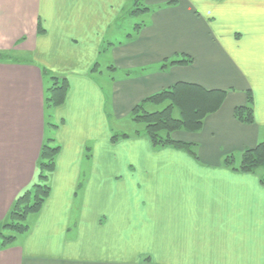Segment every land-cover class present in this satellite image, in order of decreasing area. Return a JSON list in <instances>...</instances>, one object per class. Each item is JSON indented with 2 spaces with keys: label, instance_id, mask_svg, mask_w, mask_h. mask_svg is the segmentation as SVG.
I'll return each instance as SVG.
<instances>
[{
  "label": "crops",
  "instance_id": "0c3cea01",
  "mask_svg": "<svg viewBox=\"0 0 264 264\" xmlns=\"http://www.w3.org/2000/svg\"><path fill=\"white\" fill-rule=\"evenodd\" d=\"M150 6L122 35L131 0H0V264H264L262 173L223 165L264 142V0ZM55 77L67 92L47 109ZM179 83L225 93L199 132L172 134L195 158L113 135ZM245 106L251 123L234 117ZM45 143L59 148L49 196L14 234Z\"/></svg>",
  "mask_w": 264,
  "mask_h": 264
},
{
  "label": "trees",
  "instance_id": "16d2710c",
  "mask_svg": "<svg viewBox=\"0 0 264 264\" xmlns=\"http://www.w3.org/2000/svg\"><path fill=\"white\" fill-rule=\"evenodd\" d=\"M134 7L135 3L131 4L129 15L138 13V11L133 13ZM137 10L141 11V9ZM145 11L143 10L144 13ZM38 31H42L40 27ZM8 60V57L0 54V61ZM186 62H174V64L184 65ZM53 81L52 87L47 90V95L45 96L47 109L60 106L64 102L67 92L66 79L55 77ZM224 95L225 93L223 91L209 92L194 85L179 83L173 88L164 90V92L155 94L146 99V101H143L144 103L133 110L132 115H134L135 121L144 125L142 134L149 139L153 148L171 146L195 158L192 146L181 141H175L172 134L177 133V131H183L188 134L199 132L202 129L204 119L217 112L222 104ZM164 101H167V105L161 111L148 113L143 110V105L146 102L162 104ZM175 109L179 112L177 117L173 113ZM234 117L237 121L245 124L251 123L252 109L247 106L235 108ZM58 153L59 148L57 146H53L50 143L42 145L38 158L36 181L14 201L9 211V223L6 225V228L14 234H23L26 232V216L30 213L39 212L45 200L48 198L50 193L48 176L54 169ZM223 165L232 168L233 171H239L245 174L255 173L260 168L264 170V142H259L257 146L244 150L240 154V160L236 165H234L233 157H226ZM260 182L264 185V171L260 176ZM13 239V236L5 237L7 243Z\"/></svg>",
  "mask_w": 264,
  "mask_h": 264
},
{
  "label": "rangeland",
  "instance_id": "374dc122",
  "mask_svg": "<svg viewBox=\"0 0 264 264\" xmlns=\"http://www.w3.org/2000/svg\"><path fill=\"white\" fill-rule=\"evenodd\" d=\"M156 0H131V4L135 3V7H134V11L133 13H136L138 11V13L136 14H132L130 17V15H126L125 21L126 23H124L122 26H120L119 30L121 32L122 35H125L126 32L129 30H131L133 28V26L135 24H138L140 21L144 20V16H141L144 14L143 10H146L145 12H148L149 9L151 8L150 5H153V3H155ZM137 9H141L137 10ZM143 12V13H142ZM125 15V14H124ZM124 15H122L120 17V22L122 21V19L124 18ZM110 31L107 32V39H108V34ZM104 60V59H102ZM105 72H107L105 70ZM165 105H167V103H165L164 105L159 106L158 111L162 110L163 108H165ZM109 126L111 127V130L113 131V135L114 136H120L121 134L123 135H137L138 133H143L144 130V125L143 124H139L137 121L134 120V115H131L129 118H124V119H120L118 122L113 124H109ZM261 171V173L263 174V169L260 168L258 169V173Z\"/></svg>",
  "mask_w": 264,
  "mask_h": 264
}]
</instances>
